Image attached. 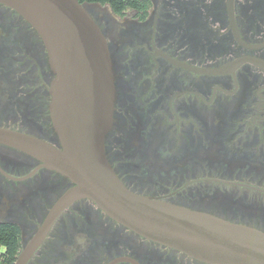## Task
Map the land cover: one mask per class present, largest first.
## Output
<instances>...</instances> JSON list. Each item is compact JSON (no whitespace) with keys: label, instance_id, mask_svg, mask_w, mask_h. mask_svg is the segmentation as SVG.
Returning a JSON list of instances; mask_svg holds the SVG:
<instances>
[{"label":"flooded vegetation","instance_id":"af4514ba","mask_svg":"<svg viewBox=\"0 0 264 264\" xmlns=\"http://www.w3.org/2000/svg\"><path fill=\"white\" fill-rule=\"evenodd\" d=\"M85 3L110 50L104 144L123 183L264 231V0H148L121 13ZM55 77L38 30L0 2V128L63 150ZM75 185L0 140V228L20 235L12 264L46 227L25 264H212L132 230L90 197L53 214Z\"/></svg>","mask_w":264,"mask_h":264},{"label":"water","instance_id":"95a60500","mask_svg":"<svg viewBox=\"0 0 264 264\" xmlns=\"http://www.w3.org/2000/svg\"><path fill=\"white\" fill-rule=\"evenodd\" d=\"M42 36L56 77L52 116L63 150L0 128V140L39 156L75 186L53 211L90 197L110 216L147 238L212 264H264V231L130 190L111 166L104 144L114 111L115 82L107 39L79 0H0ZM42 229L19 256L25 264Z\"/></svg>","mask_w":264,"mask_h":264},{"label":"trees","instance_id":"16d2710c","mask_svg":"<svg viewBox=\"0 0 264 264\" xmlns=\"http://www.w3.org/2000/svg\"><path fill=\"white\" fill-rule=\"evenodd\" d=\"M85 2H99L109 4L114 11L121 13L129 8H145L148 0H79ZM0 246L6 248L5 252L0 253V264H12L16 258L20 247L19 229L15 226H7L0 228Z\"/></svg>","mask_w":264,"mask_h":264}]
</instances>
